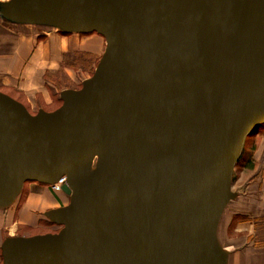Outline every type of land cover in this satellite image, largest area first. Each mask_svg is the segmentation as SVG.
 Returning <instances> with one entry per match:
<instances>
[{
  "label": "water",
  "instance_id": "obj_1",
  "mask_svg": "<svg viewBox=\"0 0 264 264\" xmlns=\"http://www.w3.org/2000/svg\"><path fill=\"white\" fill-rule=\"evenodd\" d=\"M8 18L98 32L81 88L33 115L0 91V207L67 176L55 233L2 264H226L220 214L264 123V0H12Z\"/></svg>",
  "mask_w": 264,
  "mask_h": 264
},
{
  "label": "crops",
  "instance_id": "obj_2",
  "mask_svg": "<svg viewBox=\"0 0 264 264\" xmlns=\"http://www.w3.org/2000/svg\"><path fill=\"white\" fill-rule=\"evenodd\" d=\"M105 50L106 39L98 32L64 31L55 25L39 29V26L30 23L15 24L0 18V91L23 103L33 115L40 110L53 111L60 106L55 107V103L59 90L57 80L61 79L53 75H58V71L63 69L70 80L74 81L77 79V73L82 71L89 73V70L75 69L77 67L75 65H66L64 58L89 57L90 65L94 66L95 71ZM91 76L83 75L82 84ZM68 89L75 88H61L60 98L62 91ZM34 109L35 113H32ZM30 187L32 190L25 200L20 202L19 193L11 203L0 207V258L2 259L5 242L16 235L18 226L37 227L42 219L38 213L40 208L56 207L52 199L54 196H50L46 187L40 184H32ZM232 192L234 196L224 206L216 231L221 247L228 252L226 264H264V246L256 245L247 239L252 233L251 225L244 227L246 223L239 222L235 228V237L230 239L231 243L228 245H225L224 238L220 237L222 234L220 224L224 211L230 201L238 197L237 191L232 190ZM233 213L243 215L248 214L249 211L240 204Z\"/></svg>",
  "mask_w": 264,
  "mask_h": 264
},
{
  "label": "rangeland",
  "instance_id": "obj_3",
  "mask_svg": "<svg viewBox=\"0 0 264 264\" xmlns=\"http://www.w3.org/2000/svg\"><path fill=\"white\" fill-rule=\"evenodd\" d=\"M11 4L12 0H0V18L15 24L29 23L19 22L8 18L9 14L13 10ZM30 24L39 26V29L44 27L49 28L50 26L48 24L41 23L36 24L30 22ZM64 63L66 65L77 66L75 69L81 68L82 70H89V73L83 71L77 73V79L74 81L70 80L68 75L64 73L63 69L58 71V75H53L58 79L61 78L60 80H57L59 90L57 93L58 98L56 99L55 107L61 105L62 103V98H60L59 94L61 88H80L82 85V76L92 75L94 70V66L92 67L90 65L91 60L89 57L66 56L64 58ZM32 113H35V109ZM243 152V158L234 167L232 182L230 185V188L233 191L238 192V197L237 199L230 201L227 205L220 224V231L222 232L220 237L224 238L225 245L231 243L230 239L235 237V228L241 221L246 223L244 227H247L248 225H251L252 227V233L247 238L250 242H264V123L247 137ZM249 158L251 159L250 166L247 165V160ZM32 184H40V186L46 187L50 196L55 197L52 198L56 205L54 208L66 206L70 202V195L64 192V190H54L50 184H44L38 181L25 182L20 192V202L25 200L27 194L30 193L32 190L30 186H32ZM240 204H242L244 209L249 211L248 214L236 215L233 213ZM253 206H255V208H251ZM51 209H53L51 206L40 208L38 213L42 219L38 222L37 227L24 225L18 226L16 235H13L12 237L58 232L63 225L55 223L50 219L47 212ZM232 218L235 219L232 220ZM262 225L263 227H261ZM2 260L3 259L1 257L0 264H2Z\"/></svg>",
  "mask_w": 264,
  "mask_h": 264
},
{
  "label": "built area",
  "instance_id": "obj_4",
  "mask_svg": "<svg viewBox=\"0 0 264 264\" xmlns=\"http://www.w3.org/2000/svg\"><path fill=\"white\" fill-rule=\"evenodd\" d=\"M67 183V176L63 175L61 176L56 182L50 184V186L54 189V190H63V186Z\"/></svg>",
  "mask_w": 264,
  "mask_h": 264
},
{
  "label": "trees",
  "instance_id": "obj_5",
  "mask_svg": "<svg viewBox=\"0 0 264 264\" xmlns=\"http://www.w3.org/2000/svg\"><path fill=\"white\" fill-rule=\"evenodd\" d=\"M94 73V70H93V72H92V74ZM243 154H244V152L241 154V156L239 157V159H238V161H237V163L243 158ZM248 162H247V165L248 166H250V162H251V159L249 158L248 160H247ZM261 227H263V225L261 226ZM256 245H259V246H264V242H256L255 243Z\"/></svg>",
  "mask_w": 264,
  "mask_h": 264
}]
</instances>
